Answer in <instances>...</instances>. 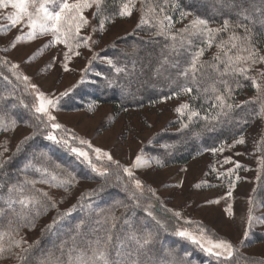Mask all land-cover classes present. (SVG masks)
Wrapping results in <instances>:
<instances>
[{
  "label": "trees",
  "instance_id": "16d2710c",
  "mask_svg": "<svg viewBox=\"0 0 264 264\" xmlns=\"http://www.w3.org/2000/svg\"><path fill=\"white\" fill-rule=\"evenodd\" d=\"M123 2L105 0L103 16L118 12ZM150 2L165 9L163 13L157 11V16L171 17L170 33L177 36L176 48L171 47L173 41L170 38L157 34V22L149 17V24L136 27L133 33L121 37L116 45L107 46L103 50L104 60L96 65L97 74L93 82L86 83L88 88L80 95L81 102L69 100L62 107L83 108L87 104L95 106L108 103L114 110L123 111L167 100H178L181 105L188 104L189 108L182 111L184 116L180 122L171 124L175 130H161L152 136L149 146L145 145V151L162 166L184 164L204 152L217 149L223 143L233 142L261 120L254 141V149L260 158V172L249 203L253 200L262 207L260 216L264 221V163H261L264 161V116L258 115L264 101L252 100L258 93L251 86V81L243 76L219 77L207 65L202 70L203 75L198 74L196 83L192 82L191 77L179 75L201 47L206 48L201 59L208 64L213 63L212 57L218 51L216 44L227 40L230 35L229 32L220 33L211 48L206 47L204 36L189 37L191 43L181 47L180 30L189 24V19H207L209 26L216 28L222 25L224 19H241L237 12L242 7L252 15L253 21H258L264 19V16L255 9H264V0H232V7L227 6L229 0H168L167 4L164 0ZM181 12L190 15L181 18ZM103 16L94 17L97 25ZM120 18L115 16L114 20L107 21L105 25ZM244 22L249 23L257 34L256 38L262 41L257 46L261 54H264V35H260L264 29L258 22ZM236 31L243 34L242 29ZM230 54H234V50ZM109 59L112 64L107 62ZM117 68L122 71L117 72ZM259 69H264V64L256 65L249 75H257ZM23 77L17 68L13 69L10 62L0 57V122L8 128L6 131L0 128V136L13 128L12 121H15V126L29 127L22 141L26 137L29 139L23 144L19 142V151L18 145L8 152L0 147V153H3L0 159L5 161L3 167H0V197L3 198L0 199V209H3V214H0V231L11 233L0 240V244L6 248L0 255V264H48L49 261L50 264H69V256L77 254L69 250L86 249L88 241L97 238L103 240L109 232L112 235L108 249L109 260L114 264L119 261L124 264H131L132 261H136V264H264L256 256L240 253L236 246H233V256L229 259L204 253L188 238L177 234L184 223L175 215L177 211L165 203L164 198L153 188L144 183L142 189H136L133 182L135 177L129 178L116 163L95 162L103 166L98 172L93 169V162L90 164L78 156L62 141L57 143L47 139L50 132L57 137L61 130L51 129L44 115L35 112L32 92ZM221 80H227L233 89V95L227 102L239 104L240 107L229 110L216 106L218 102L215 96L219 93L212 92L211 86L215 85L223 92ZM236 80L244 87L236 88ZM183 87H192V93H183ZM246 101L250 102L242 103ZM193 111L198 115L189 119ZM100 172H104V175ZM80 182L91 183V186L80 190L70 205L60 208L55 201V194L70 191ZM12 185H24L26 195L47 192L51 200L44 199L35 207L30 205L24 209L27 218L21 220L13 213V209L20 213L21 205L13 203L9 207L6 203L8 188ZM52 203L56 206L52 207ZM37 212L39 215H36ZM148 212L152 215L149 216ZM112 216L116 217L115 221L111 220ZM9 219L12 220L11 225ZM133 232L138 237L146 232L151 233L152 241L137 251L135 241L128 239ZM21 237L27 243L7 250L13 240ZM255 241H264V230L255 231L253 237L248 236V243ZM29 245H32L29 252H22ZM17 254L27 259L22 262ZM88 255H91L90 250Z\"/></svg>",
  "mask_w": 264,
  "mask_h": 264
},
{
  "label": "rangeland",
  "instance_id": "374dc122",
  "mask_svg": "<svg viewBox=\"0 0 264 264\" xmlns=\"http://www.w3.org/2000/svg\"><path fill=\"white\" fill-rule=\"evenodd\" d=\"M41 2L43 0H35L37 7ZM48 7L50 10H57L54 5ZM94 8L93 6L84 11L90 23L81 30L80 36H91L95 43L90 41L88 46H84L81 39V47L73 49L80 55L69 52L71 59L65 61L63 54L68 51L66 45L44 47L53 40L51 32L37 34L33 40L23 38L16 41L17 36L26 37L30 30L27 17L21 24L12 27L7 17L14 15L17 10L11 4L6 8L0 7V57L12 65H18L19 72L29 77L26 83L33 95L34 108L39 105V99L36 89L31 88L32 84L48 99L56 101L55 108L49 106V112L55 120L49 121L47 115H43L50 127L52 123L62 126L57 139L63 138L68 141L69 148H80L88 153V159L80 157L87 162L91 160L96 169L101 171L103 166L96 165L95 162H118L122 168L131 167L136 156L140 155L148 163L132 169L134 179H140L142 184H147L162 196L165 203L180 213L177 217L181 222L190 223L188 226L181 225L179 231L186 230L198 238L203 236L202 243L205 246L208 240L226 239L238 247L240 253L256 256L264 261V241L247 242L248 236L253 237L255 231L264 230V221L260 216L262 207L253 200L249 203L260 172V158L254 149V141L261 120L241 137L244 140L242 144L235 143L241 139L239 138L223 143L215 152H204L184 164L162 166L144 148L152 143L150 140L157 132L175 130L171 124L180 122L184 116L183 112L176 111L181 105L180 101L167 100L156 105L123 111L114 110L108 103L95 106L86 103L83 108L62 107L69 100L81 102L80 95L86 92V83L93 82V77L97 74L96 65L104 60L103 50L114 45L121 37L133 33L142 15L141 2L136 0V7L130 17L120 18L105 25L104 30L100 31L92 15ZM28 10L35 12L32 0H29ZM190 21L189 19L188 22ZM93 28L97 30L93 31ZM13 43L15 47H12ZM72 43L74 45L76 41ZM65 62L68 70L63 67ZM62 92H67V95L61 96ZM28 132L27 125L15 126L0 136V147L4 152L10 151ZM81 140L88 141L91 147L89 144H82ZM96 148L102 149V153L97 154L94 151ZM103 152L109 153L112 160H108ZM229 169L232 170L231 173ZM90 186L91 183L80 182L70 191L56 193L55 201L60 208L66 207L80 194V190ZM249 215L252 216L251 222ZM245 232L248 233L247 236L244 235ZM189 240L204 253H209L199 243Z\"/></svg>",
  "mask_w": 264,
  "mask_h": 264
},
{
  "label": "snow or ice",
  "instance_id": "6c2138e0",
  "mask_svg": "<svg viewBox=\"0 0 264 264\" xmlns=\"http://www.w3.org/2000/svg\"><path fill=\"white\" fill-rule=\"evenodd\" d=\"M104 3L105 0H73V2L71 3L69 2V0H62V2H60V0H43V2L39 3L37 7L35 0H32V7L35 9L34 13L28 10L29 0H0V7L6 8L9 4H11V7L17 10L14 15H9L7 17L10 20L12 27L21 24L24 18L27 17V23L30 30L26 34V37L17 36L16 41H19L23 38L33 40L36 38L37 34L43 35L51 32L53 40L50 41L48 45H44V47L47 48L50 45L54 44L66 45L68 51L64 52L63 55L64 60L68 61L71 59L69 52H72L73 55H80L78 51H74L73 49H78L81 47V39L84 46H88L90 41L92 43H95V41H92L91 36L85 38H81L80 36L81 30L87 27L90 23L88 17L84 15V11L86 9H91L94 6L95 11L92 14L93 17L103 16ZM164 3L167 4L168 0H164ZM48 5L56 6L57 10H50ZM176 6L178 7V5ZM227 6H233L232 0H229ZM135 7L136 0H124L118 12L113 13L111 16H103V18H101L100 24L98 26L99 30L103 31L105 28V23L107 21L114 20L115 16H119L121 18L130 17L133 14V10L135 9ZM141 11L142 15L137 27L149 24V17H151V19H154L157 22V26L159 29L157 34L164 35L166 38H170L173 41L171 47L175 49L177 36L170 33V29L172 27L171 17L164 15L162 18H160L159 16H157V11H159V13H163L165 11L164 7L154 5L150 2V0H141ZM255 11L260 12L261 15L264 16V9L256 8ZM188 15H190V13L181 12V18H184ZM237 16L241 19H238L236 21L224 19L222 25L216 28L210 27L209 21L207 19L197 17L192 19L184 29L180 30V32L182 33V35L179 37V44L181 47H183L185 43H191V40L188 39L189 37L204 36L206 37V47L211 48L214 41L216 40V37L220 33L229 32L230 35L227 40H221L216 44L218 51L212 57V60L214 61L213 63L208 64V62L201 59L206 51L205 47H201L192 56L188 67L184 68L183 71L179 73V75L185 78L191 77L192 82L196 83L198 74L203 75L202 70L207 65L208 67L212 68L219 77L229 75L232 77L243 76L244 79L251 81V86L255 88L258 93L257 97L252 98V100L264 101V69L257 70V75L255 76L249 75V72L255 69L256 65L264 64V54H261V50L257 46L262 41L256 38L257 34L253 32V28L249 25V23L244 22H258L261 25L262 29H264V19L253 21L252 15L248 13L247 9H244L242 7L240 11L237 12ZM237 29H242L243 34H239L236 31ZM96 30V28H93V31ZM260 35H264V31H262ZM73 41H76L74 45L72 43ZM12 47H15V43L12 44ZM233 50L234 54H230L233 53ZM53 59H55V57ZM107 62L109 64H112V61L110 59ZM164 62L167 63V59H165ZM18 67L19 66L16 64L12 65L13 69ZM63 67L65 68V70H68V64L66 62L64 63ZM116 71L120 72L122 71V69L117 68ZM23 79L25 81H28L29 77L24 76ZM220 83L224 85L223 92H220V90L216 88L215 85L211 86L212 92L219 93L215 96V100L218 102L216 106L220 107L221 109L227 108L229 110L233 109L234 107H240L239 104L233 105L227 102V100L233 95V89L229 85V82L227 80H221ZM243 87L244 85L241 84L239 80H236V88L240 89ZM31 88L36 89L37 97L39 99V105L35 107V112L45 114L47 115L49 121H54L55 117L52 116L49 112V106L55 108L56 101L53 99H48L43 92H40L37 89V86L35 84H32ZM181 91L185 94H190L192 93L193 88L183 87ZM205 91H208V89H205ZM60 95H67V92H62L60 93ZM249 102L250 101H246L242 103ZM188 108V104H182L176 108V111L178 113H182L184 109ZM197 115L198 113L193 111L190 113L189 119H191L192 116ZM258 115L264 116V103H261L260 112L258 113ZM11 126L14 129L15 121H12ZM61 127L62 126L58 123L51 124L52 129H60ZM184 127H187V125H184ZM0 128L5 131L8 130V128L5 127L2 122H0ZM27 139H29V137H26L25 141ZM47 139L55 141L57 143H60L62 141L65 145L68 144L67 140H63V138L57 139V137L51 132L48 134ZM25 141H21V144H23ZM80 142L82 144H89V147H91L88 141L81 140ZM235 143L242 144L244 143V140L243 138H241L240 140L235 141ZM19 150L20 146L18 145L17 151ZM220 150L222 151L223 149L221 148ZM71 151L77 153L79 156H82L85 159H88V153L81 150L80 148H72ZM94 151L97 154L102 153V149L100 148H96L94 149ZM212 151L215 152L216 149H213ZM103 155L107 157L108 160H112V156L109 153L103 152ZM2 156L3 153H0V157ZM227 162L228 159L225 160V163ZM4 163L5 161L3 159H0V167H3ZM89 163L91 164V160H89ZM115 163L118 164V162ZM147 163L148 162L146 160H143L140 155H137L133 165L131 167H124L123 171L129 178H132L134 176L132 169L140 168ZM261 163H264V161H262ZM30 166L31 165H25V167ZM92 167L94 170L98 172L100 171L99 169H96L95 165H92ZM237 167H239V165H237ZM44 171L47 172V169H44ZM229 172L231 173L232 170L229 169ZM100 174L104 175V172H100ZM53 179H55V177H53ZM237 179H239V177H237ZM67 182L70 183L71 181ZM25 183L34 182L25 181ZM61 183L63 184L64 182ZM134 185L136 189H142V181L140 179H134ZM228 194L231 195V192H229ZM0 199L3 198L0 197ZM44 199L51 200V197L47 192H41L40 195H36L34 193L26 195L24 185H12L8 188V197L6 203L9 207H11L13 203H18L19 205H21V212L16 213L13 209V213L15 216H19L21 220H24L27 218V213L24 212V209L28 208L30 205L35 207L36 205L41 204ZM55 206V203H52V207ZM0 214H3V209H0ZM36 215H39V212H37ZM148 215L151 216L152 213L148 212ZM175 215L179 216L180 213L176 212ZM115 219V216L111 217L112 221H115ZM251 221L252 216L249 215V222ZM8 223L9 225H11L12 220L9 219ZM114 226L115 225L113 223V227ZM48 227H51V225H49ZM77 227H79V225ZM177 234L182 237H187L193 240V242L195 243H199L205 251L217 257L223 256L225 259H229L233 256V245L226 239H219L217 241L208 240L207 246H205L204 243H202L203 236L198 238L186 230L178 231ZM247 234V232L244 233L245 236H247ZM6 235L10 236L11 233L0 231V240H2ZM128 239L135 241L136 245L138 246V251L139 249H143L145 246L150 244V242L152 241V234L146 232L143 236L138 237L136 233L133 232L129 235ZM111 241L112 235L109 232V234L106 235L103 240L97 238L95 241H88V247L86 249L69 250L70 253L71 251H75L77 253L74 257L71 255L69 256V264H114V262L109 260L108 249ZM23 243L27 242L22 237L20 239L13 240L12 243L8 245L7 250H10L13 246L19 247ZM36 243H39V241H37ZM121 243H123V241H121ZM31 247L32 245H29L28 248H23L22 252H29ZM63 247L64 245L62 244L61 248ZM89 250L91 251V255H88ZM5 251L6 248L4 247V245L0 244V255H2ZM117 255L119 256L120 253H117ZM17 257L22 262L27 259L26 256L19 254H17ZM48 264H50V261L48 262ZM117 264H124V262L119 261L117 262ZM131 264H136V261H132Z\"/></svg>",
  "mask_w": 264,
  "mask_h": 264
}]
</instances>
